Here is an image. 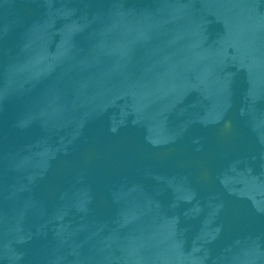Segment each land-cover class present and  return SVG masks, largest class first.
I'll return each instance as SVG.
<instances>
[{
  "label": "water",
  "instance_id": "1",
  "mask_svg": "<svg viewBox=\"0 0 264 264\" xmlns=\"http://www.w3.org/2000/svg\"><path fill=\"white\" fill-rule=\"evenodd\" d=\"M0 264H264V0H0Z\"/></svg>",
  "mask_w": 264,
  "mask_h": 264
}]
</instances>
